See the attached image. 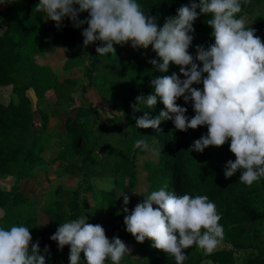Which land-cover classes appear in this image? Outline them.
I'll list each match as a JSON object with an SVG mask.
<instances>
[{"label": "trees", "instance_id": "trees-1", "mask_svg": "<svg viewBox=\"0 0 264 264\" xmlns=\"http://www.w3.org/2000/svg\"><path fill=\"white\" fill-rule=\"evenodd\" d=\"M11 2L0 5V210L3 212L0 227H28L32 240L39 241L40 250L43 251L46 245L49 248L46 264H67L68 246L58 250L56 243L49 237L65 220L81 216L80 195L91 190V179L96 176L93 170L98 166L101 175L113 181V190L102 194L107 198L106 203L102 202L100 196L101 204L106 205L103 207L112 221L109 239L116 236L126 244L132 236L126 232L123 224V197L122 202L118 203L115 191L129 196L127 207L130 213L134 208L133 190L137 184L136 157L145 156L141 149L133 150V145L143 136L155 148L154 161H147L154 168L149 178L150 189L158 190L166 182L169 190L177 194L207 195L221 215L219 223L232 248L216 251L210 256L198 253L194 247L185 249L187 258L184 264H202L205 260L214 264H264V178L251 187L239 182V171L225 179L223 172L227 161L235 160L229 151L230 141L219 148L209 146L202 153L188 152L193 141L207 133V126L180 132L175 130L169 120L161 122L159 131L135 127L130 107L135 97L150 94L151 79L157 75L178 73V66L170 64L167 73L155 72L147 62L155 58L151 46L147 50H133L130 47L124 59L119 56V59L116 58L117 69L112 70L110 67L107 75H102L99 57L108 59V56H100L94 50L80 76H62L48 66L37 64L35 56L45 45L54 47L59 55L69 40L75 39L77 35L83 40L81 32L87 25L79 29L72 27L68 34L57 31L46 42L49 30L47 22L43 20V13L36 12L34 8L39 0ZM138 3L147 14L158 17L157 23L162 26L166 17L174 16L176 9L188 5L190 0H138ZM263 5L264 0H249L247 4H242L239 15L249 18ZM86 16L87 13H81L79 19ZM210 18L201 15L194 22V40L189 48L193 55L196 45L207 48L213 43L211 28L206 24ZM249 26L256 30L264 42V14L255 16ZM84 81L88 82L87 87L81 86ZM79 85L83 97L89 89L96 88L105 105L114 112L121 110L125 114L122 118L113 117L118 121L116 125L110 126L111 120L101 123L94 143L90 142L82 119L66 120L64 132L58 133L52 131L54 125H50V116L40 108L51 97L57 99L61 110L66 111L61 108L66 101L64 96L62 101L59 100L62 98L61 91L69 92ZM193 87L202 88V85ZM29 91L37 100L36 106ZM177 104L188 109L186 115L189 118L194 115L191 102L185 104L180 98ZM89 107L97 111L93 103L89 102ZM161 110L163 105L159 101L154 109H141L150 111L151 116L158 115ZM134 115L139 117L143 112ZM56 122L55 125L59 123L57 119ZM106 132H114L121 139L101 140ZM69 152L81 161L83 180L63 197L66 203L61 201L50 207H35L42 197L31 198L26 195L22 183L32 171L64 159ZM9 180V185L5 184ZM137 245L143 260L132 261L126 255V262L121 264H175L173 257L153 249L151 241L145 240ZM243 252V255L240 254Z\"/></svg>", "mask_w": 264, "mask_h": 264}, {"label": "clouds", "instance_id": "clouds-1", "mask_svg": "<svg viewBox=\"0 0 264 264\" xmlns=\"http://www.w3.org/2000/svg\"><path fill=\"white\" fill-rule=\"evenodd\" d=\"M248 2L190 0L174 16L166 17L162 26L158 17L142 10L138 0H39L34 8L57 29L65 18L76 29L87 25L81 32L83 47L99 42L95 52L100 56L115 54L114 45H129L133 50L151 46L155 58L147 62L155 72L167 73L170 64L178 66V73L152 78L150 94L135 97L130 105L135 127L159 131L161 122L169 120L180 132L207 126V133L187 151L202 153L209 146L219 148L230 141L235 160L227 161L223 175L228 179L239 171V182L251 187L264 178V42L239 15L242 4ZM9 3L11 0H0V5ZM81 13L87 16L79 19ZM201 15L211 17L206 24L213 43L207 48L196 45L193 55L189 52L193 25ZM180 98L185 104L191 102V118L186 115L188 109L177 104ZM158 101L163 105L158 115L141 111L154 109ZM104 112L108 119L125 115L121 110ZM136 112L143 115L135 117ZM135 149L151 150L143 136L135 141ZM122 197L126 232L137 243L151 241L153 249L173 257L175 264H184L185 249L195 247L210 256L222 245L221 215L207 195L177 194L165 182L130 213L129 196ZM87 220L85 214L65 220L49 239L58 250L68 246V264H81V253L85 264H121L131 249L116 236L109 239L102 225ZM48 254L47 245L41 251L39 241L33 243L28 227H0V264H46Z\"/></svg>", "mask_w": 264, "mask_h": 264}, {"label": "rangeland", "instance_id": "rangeland-1", "mask_svg": "<svg viewBox=\"0 0 264 264\" xmlns=\"http://www.w3.org/2000/svg\"><path fill=\"white\" fill-rule=\"evenodd\" d=\"M261 14H264V5L259 7L253 16L244 18L246 24L249 26L251 24V20L255 16ZM46 22L49 29L46 42L50 37H52L53 33L57 31H63L65 34H68L72 28L71 21L67 18L62 21L60 29H57L52 21ZM255 34L259 36L257 32H255ZM97 46H99V42H95L86 48L83 47V40L79 38V35H77L75 39L69 40V43L65 47L64 51L59 55L54 47L50 45L43 46L40 49L38 55L35 56V62L39 65L50 67L53 72L62 76L78 77L81 75L82 69L89 64L90 55ZM114 47L116 52L115 54H107L108 59H102L99 57V71L102 75H107V71L110 67L112 70L117 69V59H124L128 50L130 49L129 45H125L123 47L114 45ZM118 56L119 58H117ZM81 86L87 87L88 82L84 81ZM81 86H75L69 92L61 91L62 98L59 100L62 101L64 96L66 101L61 108L66 109V111L61 110L60 106H58L56 103L57 99L51 97L47 98L41 104L40 108L50 116V125H54V127L56 126L55 129L53 127L52 131H57L58 133L64 132L63 124L66 120H74L78 118L82 119L88 130L90 142L94 143L96 140L97 129L101 123H106L108 120H111L112 122H109V124L110 126H113L118 124V121H116L114 118H107V113L104 111H111L113 113L115 112L110 106L104 104L102 97L96 88L89 89L83 97ZM28 94L31 97L33 105L36 106L37 100L35 99L33 93L29 91ZM89 102L97 106L96 112H94L92 108L89 107ZM56 119L59 121L57 125H55L57 123ZM114 138L121 139V136L115 134L114 132H106L101 140L112 141ZM149 145L151 150L144 151L145 156L136 157L137 184L133 190L134 207L137 203L143 200L144 196L153 191L150 189L151 183L149 181L151 179L149 178L151 177L154 168L150 163H147V161L149 160L151 163L154 161L153 152L155 148L153 144L149 143ZM65 156L66 157H64V159L48 163L44 168H38L37 170L32 171V173L28 176V179L22 183L26 195H29L31 198L42 197L35 203V207H50L61 201L66 203L63 197L65 198L68 192H71L77 188L79 182L83 180V170L81 168L82 163L79 158L70 152ZM93 175L96 176L91 179V190L87 191L86 193H81L80 195L81 215L85 214L88 217V223H98L102 225L105 229L107 237L109 238L111 236L112 221L107 215L105 207H103L105 204H101L100 196L102 197V202L106 203L107 198H104L102 194L111 192L113 190V181L109 177H103L98 166H95ZM10 181L11 180L5 181V184L9 185L8 183ZM109 186H111L110 190ZM115 195H117L118 203H121L122 194L115 191ZM2 215L3 212L0 210V217H2ZM32 241L33 243L36 242L35 240ZM126 245L131 249L130 254L127 255L130 260H143V254L138 249L137 242L134 238H129L126 242ZM194 249L196 250L195 247ZM228 250H232V248L229 241L226 239V237H224V242H222V245L217 251ZM197 252L201 253L199 251ZM244 253L245 252L240 254L243 255ZM66 255L68 258L69 248ZM125 262L126 258L124 257L121 263ZM81 264H85L83 253H81Z\"/></svg>", "mask_w": 264, "mask_h": 264}]
</instances>
